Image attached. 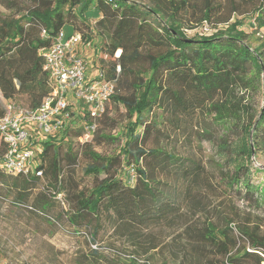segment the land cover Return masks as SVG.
<instances>
[{"label": "trees", "instance_id": "16d2710c", "mask_svg": "<svg viewBox=\"0 0 264 264\" xmlns=\"http://www.w3.org/2000/svg\"><path fill=\"white\" fill-rule=\"evenodd\" d=\"M29 2L30 7L17 17L0 14V116L6 112L1 98L16 102L25 95L29 107L36 109L52 92L43 49L54 43L66 24L81 33L84 41L99 36L104 40L97 62L103 76L115 83V93L101 116L94 120L86 115L84 124L80 120L47 141L34 171L8 174L0 168L1 186L15 196L9 199L0 194V200L41 214L51 223L67 220L78 232H88L92 243H98L101 233L111 229L131 245L133 253L147 257V264L165 244L156 232L168 228L174 236L166 245L179 263L246 264L255 259L262 264L264 235L257 228H238L252 247L241 250L232 222L195 225L189 220L191 209L202 203L195 193L204 179L199 164L189 160L193 168L185 171L179 156L160 148L147 149L146 142L154 127L148 117L156 109H170L176 124L189 122L197 111L209 112L226 132L236 134L235 142L219 143V150L231 162L224 178L229 190L264 202V183L252 180L254 172L264 171L253 165L255 150L264 151V104L257 110L246 96L247 92L264 93V39L253 46L249 34L240 28L243 21L234 19L252 13L256 28L264 27V0ZM92 8L100 12L95 23L89 21ZM190 11L198 24L224 27L187 42L183 16ZM124 88L131 91L123 93ZM111 103L125 107L129 124L119 153L104 155L93 150L91 143L98 139L99 123ZM93 122L97 126L92 137L80 140L85 125ZM208 130L205 135L212 141L215 137ZM73 138L81 150L74 149ZM6 150L0 134V161ZM80 154L92 162L85 168L93 177L91 186L72 185L71 176H66L77 166ZM168 160L180 165L174 171L185 176V182L179 177L172 181L157 176ZM54 202L65 209L57 218L49 212Z\"/></svg>", "mask_w": 264, "mask_h": 264}, {"label": "rangeland", "instance_id": "374dc122", "mask_svg": "<svg viewBox=\"0 0 264 264\" xmlns=\"http://www.w3.org/2000/svg\"><path fill=\"white\" fill-rule=\"evenodd\" d=\"M141 2L148 4L150 0H141ZM29 7V0H0V14L5 16L17 17ZM99 15L98 9H90L89 21L95 23L94 19ZM253 15L252 13L245 16L235 15L234 19L243 21L240 28L249 34L248 41L253 46H257L264 39V27L256 28ZM183 18L186 21L183 33L188 39L201 34H212L224 27L221 24L213 26L206 22L202 25L198 24L195 20L196 15L192 11ZM64 32L66 36L70 35L74 32L73 26L66 24ZM84 43L88 51L81 55L89 59L87 74L89 79L99 75V64L95 58L101 53L104 40L99 36ZM122 91L127 94L131 89L124 88ZM252 94L247 92V99L250 105L260 110L264 104V93L259 91L253 96ZM1 100L6 108L7 102L2 98ZM16 102L23 108L29 107L25 95L18 96ZM109 108L106 118L99 123L96 133L98 139L91 143V147L104 155H116L125 140L129 122L122 104L111 103ZM175 116L168 108L164 111L156 109L149 115L148 121L153 120L154 127L147 138L146 148H160L179 156L183 160L185 171L193 168V165L189 166L191 164L189 160L198 163L204 179L197 185L195 193L202 203L191 209L188 213L189 220L195 225L214 223L225 226L228 222H232L231 226L236 228L234 231L240 236L239 249L249 248L251 241L246 236H244L246 239L243 238L238 233V228L244 226L254 230L257 228L259 234L264 235V202L258 203L231 192L224 179L231 169V162L226 160L219 150V143L235 142V132H226L224 125L215 122L214 116L206 111H197L192 118H188L189 122L180 121L177 124L173 123ZM183 118L185 115H182L181 119ZM208 128L211 136L215 137L212 141L209 140L210 135H205L204 132ZM109 137L117 139H109ZM72 142L76 151L81 150V145L75 138ZM64 146L67 148L66 142ZM255 152L253 165L264 169V151L255 150ZM78 159L77 166L72 171H67L66 176L68 178L71 176L72 185L77 183L79 187L91 186L93 177L85 173V168L92 162L83 154H80ZM179 166L178 163L171 165L168 160V166L164 169L160 168L157 176L172 181H176L179 177L181 182H185V176L179 171H174ZM252 180L256 183H264V171L254 172ZM47 182V179L43 180L44 185ZM37 191L38 189H35V192ZM0 194L9 199L15 197L10 192H6L1 184ZM62 211L65 209L58 202H54L49 212L57 218ZM156 233L165 244L158 249L150 264H191L187 261L177 262L172 256L170 245H166L170 244L174 236L172 229H163ZM94 250H97V253ZM146 258L133 253L131 245L122 242L117 235L112 234L111 229H105L98 243H92L89 241L88 232L85 230L78 232L67 220L51 223L41 214L0 200V264H147ZM246 264H256V261L252 259Z\"/></svg>", "mask_w": 264, "mask_h": 264}, {"label": "built area", "instance_id": "2783aa9c", "mask_svg": "<svg viewBox=\"0 0 264 264\" xmlns=\"http://www.w3.org/2000/svg\"><path fill=\"white\" fill-rule=\"evenodd\" d=\"M84 42L81 33L75 31L66 36L62 29L54 43L43 49L44 69L50 75L52 92L38 108H23L17 102H7L6 112L0 116V134L7 143L0 161L4 172L34 171L37 156L47 141L57 138L80 120L84 124L86 115L95 120L104 113L115 93V83L107 80L100 69L98 76L87 79L89 61L79 53ZM96 126L95 122L85 125L86 132L80 140H89Z\"/></svg>", "mask_w": 264, "mask_h": 264}, {"label": "crops", "instance_id": "0c3cea01", "mask_svg": "<svg viewBox=\"0 0 264 264\" xmlns=\"http://www.w3.org/2000/svg\"><path fill=\"white\" fill-rule=\"evenodd\" d=\"M86 51H88V49L86 48V46L84 44H82L80 47H79V53L82 54V53H85ZM88 59V58H87ZM89 60V59H88Z\"/></svg>", "mask_w": 264, "mask_h": 264}, {"label": "water", "instance_id": "95a60500", "mask_svg": "<svg viewBox=\"0 0 264 264\" xmlns=\"http://www.w3.org/2000/svg\"><path fill=\"white\" fill-rule=\"evenodd\" d=\"M185 41H187V42H192V40H191V39H185Z\"/></svg>", "mask_w": 264, "mask_h": 264}]
</instances>
